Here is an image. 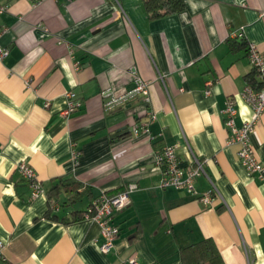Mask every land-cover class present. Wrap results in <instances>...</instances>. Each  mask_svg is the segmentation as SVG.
Instances as JSON below:
<instances>
[{"label": "crops", "instance_id": "crops-1", "mask_svg": "<svg viewBox=\"0 0 264 264\" xmlns=\"http://www.w3.org/2000/svg\"><path fill=\"white\" fill-rule=\"evenodd\" d=\"M184 3L154 17L144 0H0V46L9 52L0 59L1 264H183L182 249L205 239L225 264H264V181L240 162L225 114L233 100L237 127L253 115L242 95L255 88L249 43L264 57V0ZM136 75L151 85L150 104L139 96L109 105ZM69 92L81 106L65 116ZM150 113L149 132L135 135ZM251 142L264 163V114ZM168 146L183 167L192 153L207 161L223 199L207 206L162 188L155 155ZM22 162L46 195L30 201ZM61 180L79 185L76 198ZM130 185L132 203L115 215L120 234L105 255L100 227L83 215ZM195 189L207 193L208 178Z\"/></svg>", "mask_w": 264, "mask_h": 264}, {"label": "built area", "instance_id": "built-area-1", "mask_svg": "<svg viewBox=\"0 0 264 264\" xmlns=\"http://www.w3.org/2000/svg\"><path fill=\"white\" fill-rule=\"evenodd\" d=\"M4 12L5 9H0V14ZM261 17H264V12H262ZM239 37L246 39L243 31L239 34ZM8 54V50L0 46V59L6 58ZM248 57L253 72L256 74V78L261 86L259 90H255L249 86L245 89L242 95L246 103L252 107L253 115L251 119L245 121L241 127H237L235 124V117L237 115L235 102L233 100H228L225 110V114L227 115L226 125L231 131L229 143L237 144L239 146L237 156L242 165L245 167L249 175L257 176L261 181H264V163L258 158L251 142V136L255 127L260 120V117L264 114V57L258 50L257 46L252 43H249L248 45ZM150 87L151 85L149 82L144 81L136 75L135 87L131 91L123 97L115 99L110 97L107 100H109V105H121L125 102L134 100L139 96H143L145 102L150 104ZM110 94L104 92L102 96L108 98ZM207 94H209V92ZM66 99L67 109L64 112V115L69 116L80 108L81 103L77 100L76 94L73 92L67 93ZM149 115L150 122L141 127L134 128L133 132L135 135H139L140 133L147 134L149 132L150 124L156 119L154 113H150ZM79 157L80 153L74 151L72 159L76 165ZM206 164L207 161L204 159L202 160L192 153L191 164L188 167H183L178 158L177 149L173 146L165 147L155 155V165L162 177L160 183L162 188L187 190L193 196H196V198H198L203 204L212 206L213 197L222 198V195L215 182L207 173ZM16 168L20 178L30 189V201L46 195L37 173L30 165L22 162L19 163ZM203 175L208 178L211 184V189L207 193L199 194L195 189V182L197 178ZM136 189V185H130L126 190L117 195L109 196L103 194L93 201L89 210L84 214L85 220L97 224L100 227L101 235L104 240L103 244L100 246V251L105 255L110 254L114 250L115 242L120 234L119 228L114 226L112 221L116 214L130 207L132 203L131 195ZM54 207L56 206L52 205V208ZM4 250L5 243L0 240V264L6 261ZM130 264L139 263L133 259L130 261Z\"/></svg>", "mask_w": 264, "mask_h": 264}, {"label": "trees", "instance_id": "trees-1", "mask_svg": "<svg viewBox=\"0 0 264 264\" xmlns=\"http://www.w3.org/2000/svg\"><path fill=\"white\" fill-rule=\"evenodd\" d=\"M144 1L148 12L154 17L180 13L185 9L184 0ZM248 80L249 83L255 87V90L260 89L261 86L254 72L248 77ZM60 184L62 188L65 189L66 193L72 196V199L77 197V195L73 196L76 194V187L79 186L76 182L61 180ZM181 259L183 264H225L216 244L211 239H205L199 243L182 249Z\"/></svg>", "mask_w": 264, "mask_h": 264}]
</instances>
